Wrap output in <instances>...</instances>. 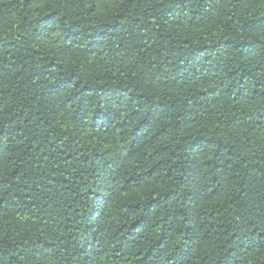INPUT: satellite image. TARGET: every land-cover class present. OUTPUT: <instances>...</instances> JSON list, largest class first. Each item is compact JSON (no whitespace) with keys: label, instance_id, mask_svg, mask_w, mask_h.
Returning a JSON list of instances; mask_svg holds the SVG:
<instances>
[{"label":"trees","instance_id":"16d2710c","mask_svg":"<svg viewBox=\"0 0 264 264\" xmlns=\"http://www.w3.org/2000/svg\"><path fill=\"white\" fill-rule=\"evenodd\" d=\"M0 264H264V0H0Z\"/></svg>","mask_w":264,"mask_h":264}]
</instances>
